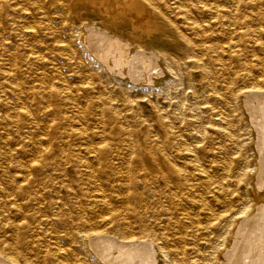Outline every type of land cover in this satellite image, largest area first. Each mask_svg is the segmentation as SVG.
Masks as SVG:
<instances>
[{
    "label": "rangeland",
    "instance_id": "1",
    "mask_svg": "<svg viewBox=\"0 0 264 264\" xmlns=\"http://www.w3.org/2000/svg\"><path fill=\"white\" fill-rule=\"evenodd\" d=\"M6 1L11 6L10 13L12 8L23 11L21 14L12 12V16L0 21V151L10 153L7 158L0 157V177L5 179L7 175L15 173V163L32 162L40 172H36L37 181L30 188L39 193L37 200H30L32 209L37 211L36 218L24 220L13 211L0 214V253L9 244H16L23 248L18 258L19 264H64L68 260L56 256L61 249L70 253L69 262L72 264H106L96 251L109 245L108 225L100 223L97 226L99 233L92 234L89 224L102 213L111 216L120 213L121 219L117 222L120 227H131L137 233L146 227L156 234L157 244L163 249V252L155 250L158 264H170L173 254H178L179 261L172 264H264V200L259 204L263 210L257 205L254 207L257 211L251 212L253 215L241 218L227 249L220 236L222 233H213L207 227L208 215L226 210L236 213L247 205L252 206L256 193L264 194V143L259 146L256 129L250 127L252 119L246 108V105L255 104L252 94L259 88L254 82L264 79V72L258 68L259 62L264 61V0H245L241 3L238 0L152 1L156 9L184 35L209 49L205 51L206 67L193 65L191 57L175 44L172 35L159 31L150 35L145 31L134 30L125 22L118 23L119 30H123V35L119 37L125 43L129 40L128 36L133 34L139 44L149 48H164L176 59L174 64L168 66L163 60L154 58L152 62L157 65L146 73L148 80L142 78L145 81L133 78L136 72L132 74L129 70L133 62L129 59L125 61L122 56L130 58L133 54L129 55L128 48H123L124 42L120 39L115 40L123 45H115V40L114 43L111 38L112 32L107 31L108 28L114 31V25L100 11L83 9L78 21L74 18L75 11L68 5L70 0H61L63 3L59 7L55 0ZM81 6L79 8H84ZM203 7L234 10L232 14L223 13L217 17L204 13ZM23 19L28 20L26 23L18 21ZM195 19L203 26V38L200 37L202 31L191 28L190 22ZM29 20L38 29L41 28L35 36L29 34ZM98 28L101 31L99 33ZM240 31L253 33L242 38L239 37ZM91 34L105 36V40L112 39L113 45L117 46L113 48L111 56L105 53L107 57L103 53L104 49H101L102 58L107 59L106 66L102 64V58L99 59L96 49L94 51V48L83 42L89 35L92 37ZM21 36H25L23 40ZM230 43H239L235 46L239 53L238 60L230 57L227 51ZM118 47L124 49L123 52L117 50ZM117 53L122 55L117 56ZM35 56H42L43 60L38 61ZM223 62L227 64L226 68L219 65ZM107 66L112 67L113 72ZM38 71L43 77L39 76ZM13 73L18 81L12 79ZM238 75H243L245 79L228 88L227 80ZM15 81L20 86H15ZM240 90L245 92L242 103L233 98L234 92ZM50 91V102H42L39 93ZM66 92H69V98L63 96ZM238 104L243 105L247 120L235 113L234 108ZM48 105L50 110L62 111L54 122L45 111ZM21 109L28 110L30 114L22 122L23 125L5 119ZM80 110L84 116H81ZM160 116L170 124V132L177 143L170 145L166 151L172 161L180 166L177 173L168 168L165 175L139 169L127 171L121 164L118 173L113 175L106 172L99 162L94 166L95 169L97 166V171L90 172V168L78 161L81 146L79 138H65L64 129L56 125L66 122L77 129L83 122L90 137L83 140L82 144L110 141L108 136L115 130L113 121L131 130L135 138L147 133L155 143H159ZM36 117L38 119H34ZM225 118L227 122H221ZM108 123L112 124L113 129ZM101 126L105 127L103 137L95 133ZM223 126L227 131L234 130L237 137L232 138L223 133ZM93 131L95 135L91 136ZM122 142V151L130 153L127 139L124 138ZM35 144L42 148V152L34 151ZM191 144L197 146L195 153L187 149ZM162 156L159 154L158 158L162 160ZM124 175L131 176L132 181L128 183ZM99 191L106 192L108 196L107 210L99 207L96 197ZM10 223L20 226L11 230ZM55 231L60 232L59 240L53 238ZM104 233L108 235L106 238ZM87 234L89 236L86 237ZM16 235L19 241H16ZM92 238V243H87ZM116 252L114 250L111 254L116 255ZM49 253L56 258H48ZM218 253H222L219 258Z\"/></svg>",
    "mask_w": 264,
    "mask_h": 264
},
{
    "label": "bare ground",
    "instance_id": "2",
    "mask_svg": "<svg viewBox=\"0 0 264 264\" xmlns=\"http://www.w3.org/2000/svg\"><path fill=\"white\" fill-rule=\"evenodd\" d=\"M21 1V0H20ZM40 1V0H39ZM153 0H70V3L68 4L74 11H75V15L74 18L76 20L79 21L80 19V13H82L83 9H96L98 11H100L101 13H103L105 15V17L108 19V22L112 25H114V31L108 30L112 32V39L113 42L114 40L120 39L121 42L123 39H121L119 36L123 35L122 32L123 30H119L118 28V23L121 22H125L126 24H128L131 28L138 29L141 31H145L148 34L151 35V33L155 32V31H159L161 34H166V35H172V39L174 40L175 44L177 43V45H179L180 47H182L184 53L188 56H190L191 58V63L193 65L196 66H200V67H206L208 66L207 62L205 61V51L208 49L205 45H201V43L196 44L192 38H189L188 36L184 35L173 23L170 22V20L163 14L161 13L159 10L156 9V7L154 6ZM171 1V0H170ZM241 1H245V0H238V3H241ZM56 5H60L63 3V1L61 2V0H55ZM38 4V3H37ZM51 4V3H50ZM178 4V3H177ZM18 5V4H17ZM26 5V4H25ZM40 5V4H39ZM82 5L84 8H79V6ZM42 6V5H41ZM53 6V5H52ZM81 6V7H82ZM10 4L6 1V0H0V13L1 14V19L0 21L6 20L8 18V16H10L13 12V14H21L22 13V9H17V8H12L11 9V13L9 12V8H10ZM59 7V6H58ZM42 8V7H41ZM28 9V8H27ZM26 9V10H27ZM81 9V10H80ZM29 10V9H28ZM203 12L206 14H213L217 17L221 16L220 14L223 15H228V14H232V11L234 9H219V8H207V7H203L202 8ZM256 10V9H255ZM57 11V9H56ZM48 12V11H47ZM61 13V12H60ZM187 13V12H186ZM182 15V13H181ZM12 16V15H11ZM43 16V15H42ZM38 17V16H37ZM45 17V16H44ZM15 18V17H13ZM34 18V17H33ZM43 18V17H42ZM49 18V17H48ZM62 18V17H61ZM190 18V17H189ZM195 18V17H194ZM31 19V16H30ZM45 19V18H44ZM188 19V18H187ZM12 20V19H11ZM28 19H23V20H18V21H22V23H26ZM41 20V19H40ZM46 20V19H45ZM57 20V19H56ZM197 21H199L198 19L192 20L190 22L191 28L193 29H197L202 31L200 33V37L203 38V34H204V30L202 29L203 26L198 23ZM222 21V20H221ZM13 22V21H12ZM19 22V23H20ZM47 22V21H46ZM53 22V21H52ZM63 22V21H62ZM234 22V19H233ZM88 23V22H85ZM232 23V22H231ZM237 23V22H236ZM17 24V23H16ZM15 24V25H16ZM61 24V23H60ZM64 24V23H63ZM18 25V24H17ZM27 25V24H26ZM39 25V23H38ZM62 25V24H61ZM84 25V23H83ZM234 25V24H233ZM43 26V25H42ZM59 26V25H58ZM57 26V27H58ZM81 26V25H80ZM26 27V26H25ZM29 34L31 33V35L35 36L39 31V29L41 30V28H37V26L35 24H31L30 20H29ZM41 27V24H40ZM49 27V26H48ZM52 27V26H51ZM79 27V25H78ZM208 27V26H207ZM46 28V27H45ZM84 28V27H83ZM101 28V27H100ZM100 28L98 33L101 32ZM2 29V28H1ZM50 29V28H49ZM22 30V29H21ZM46 30V29H45ZM78 31V30H77ZM95 31V30H94ZM97 31V30H96ZM17 32V30H16ZM79 32V31H78ZM102 32H104V29H102ZM115 34H114V33ZM42 33V32H41ZM81 33V32H80ZM93 33V32H92ZM95 33V32H94ZM106 33V32H105ZM103 33V34H105ZM253 32L250 31H240V36L242 38H245L249 35H251ZM102 34V33H101ZM107 34V33H106ZM105 34V36H106ZM3 35V33H2ZM25 35V34H24ZM27 35V34H26ZM42 35V34H41ZM44 35V34H43ZM42 35V36H43ZM46 35V34H45ZM55 35V34H54ZM84 35V34H83ZM92 35V34H91ZM95 35V34H93ZM89 37L88 39L84 38L83 36V42L88 44V46H90V48H94L93 50L95 51L96 49V53L98 54L99 59L102 58L103 53H110L109 55L111 56V52L114 51L113 48H116L115 45H121V42H116L115 45H113L112 39L110 40L109 38L107 40H105V36L103 37L101 36H93ZM100 35V34H99ZM6 36V35H5ZM3 37V36H2ZM1 37V38H2ZM25 37V36H24ZM23 37V38H24ZM58 37V36H57ZM124 37V36H122ZM135 35L130 34L128 36L129 40H126V43L124 42L123 48L126 49L130 52V54H133L132 56H129L130 58H127L126 55H122V54H118L117 56H123V59L126 61L127 59L131 60L132 65H130L131 69H129V67H127L129 70H131L132 72L130 73H134V71L136 72L135 74L138 75H132L134 79H138V80H142V78L147 79L146 76L149 72V70H153L156 67V63H153L152 61H154V58H158L161 59V61L163 60L166 65L170 66V64H174L176 59L174 60L171 55L170 52H168L167 50H165L164 48L161 47H150L149 46H143L141 44L138 43L137 40L134 39ZM22 38V36L20 37ZM22 38V40H23ZM54 38V37H53ZM35 39V38H34ZM55 39V38H54ZM104 39V40H103ZM25 40V39H24ZM86 40H88V42H86ZM118 40V41H120ZM27 41L25 40V43ZM29 42V41H28ZM50 42V41H49ZM79 42V41H78ZM114 42V43H115ZM23 44V43H22ZM28 44V43H27ZM69 44V43H68ZM121 45V46H122ZM239 45V43H230L228 45V49L227 51H229L230 53V57H235V60H238V49L235 48V46ZM23 46V45H22ZM120 46V47H121ZM152 46V45H151ZM120 47H118L120 51ZM221 47V46H220ZM219 47V48H220ZM73 48V47H72ZM104 49L103 53L101 52V49ZM234 48V49H233ZM8 49V48H7ZM41 49V48H40ZM124 49H121V51L123 52ZM226 50L225 48H221ZM236 49V50H235ZM11 50V49H10ZM71 50V49H70ZM116 50V52H117ZM209 50V49H208ZM42 51V50H40ZM93 51V52H94ZM118 51V52H119ZM126 51V50H125ZM143 51V52H142ZM182 51V52H183ZM212 51V50H211ZM210 51V52H211ZM22 52V51H21ZM27 52V51H26ZM51 52V51H50ZM35 53V52H34ZM90 53V52H89ZM180 53V52H179ZM26 54V53H25ZM30 54V53H29ZM43 54V53H41ZM105 54V56L107 55ZM126 54V53H124ZM31 55V54H30ZM108 56V55H107ZM106 56V57H107ZM109 56V57H110ZM114 57V54L112 55ZM31 57V56H30ZM73 57V56H72ZM97 57V56H96ZM108 57V58H109ZM111 58V61L114 58ZM7 58V57H6ZM35 58L39 61L43 60L42 56H35ZM32 59V58H31ZM103 59V58H102ZM100 59L101 61H103L102 64H104V66H106L105 64L107 63V59ZM118 59V58H117ZM154 59V60H153ZM120 60V59H119ZM123 60V61H124ZM27 61V60H26ZM109 61V59H108ZM114 61V60H113ZM46 62V61H45ZM110 62V61H109ZM121 62V61H120ZM119 62V63H120ZM41 63V62H40ZM48 63V62H47ZM114 63V62H112ZM129 63V62H127ZM72 64V63H71ZM122 64V62H121ZM120 64V65H121ZM125 64V63H124ZM164 64V63H163ZM29 65V64H28ZM39 65V64H38ZM113 65V64H112ZM123 65V64H122ZM128 65V64H127ZM192 65V66H193ZM219 65L222 68H226L227 64L226 63H219ZM259 70L264 72V61H260L259 62ZM111 66V65H108ZM107 66V67H108ZM124 66V65H123ZM60 67V66H58ZM5 68V67H4ZM15 68V67H14ZM42 68V67H41ZM104 68V67H103ZM125 68V67H124ZM126 68V69H127ZM166 68V67H165ZM195 68V67H194ZM29 69V68H28ZM44 69V68H43ZM42 69V70H43ZM47 69V68H46ZM59 69V68H58ZM108 69H111V71L113 70L112 67ZM133 69V70H132ZM3 70V69H2ZM37 70V69H36ZM123 70V69H122ZM169 70V69H168ZM30 71V70H29ZM62 71V70H61ZM110 71V72H111ZM117 71V70H116ZM114 71V72H116ZM8 72V71H7ZM18 72V71H17ZM31 72V71H30ZM39 72V71H38ZM89 72V71H88ZM113 72V71H112ZM120 72V71H119ZM160 72V70H159ZM16 73V72H15ZM47 73V72H46ZM64 73V72H63ZM122 73V72H121ZM144 73V74H143ZM40 74V72H39ZM117 74V73H115ZM123 74V73H122ZM159 74V73H158ZM163 74V73H162ZM63 75V74H62ZM119 75V74H118ZM121 75V74H120ZM124 75V74H123ZM126 75V74H125ZM143 75V76H142ZM153 75V74H151ZM2 76V75H1ZM12 79L15 78V80H17L18 78L16 77V75L13 73L12 74ZM41 76V74L39 75ZM51 76V75H50ZM64 76V75H63ZM203 76V75H202ZM43 77V76H41ZM55 77V75H54ZM65 77V76H64ZM92 77V76H91ZM127 77V75H126ZM131 77V76H130ZM56 78V77H55ZM62 78V77H61ZM213 78V77H212ZM2 79V78H1ZM126 79V78H124ZM131 79V78H130ZM208 79V78H207ZM245 77L243 75H238L237 77H231L230 79L227 80V84H228V88H232L233 85H235L234 83L239 81V80H244ZM127 80V79H126ZM148 80V79H147ZM150 80V78H149ZM2 81V80H1ZM18 81V80H17ZM15 81V83L17 82ZM41 81V80H40ZM55 81V80H54ZM95 81V80H94ZM145 81V80H142ZM38 82V79H37ZM64 82V81H63ZM135 82V81H133ZM138 81H136L137 83ZM150 82V81H149ZM19 82H17V85L15 86H20L18 84ZM56 83V82H55ZM142 83V82H141ZM140 83V84H141ZM145 83V82H144ZM153 83V82H152ZM257 84V88H259V91H255L252 96L255 97L254 102L255 104H251L250 105H246V108L249 110V113L251 115V125L250 127H252L253 129H256V134H257V141H259V146H261V144L264 143V79L263 80H258L256 82H254ZM33 84V83H31ZM38 84V83H37ZM132 84V83H131ZM147 84V83H146ZM59 85V84H58ZM67 85V84H66ZM13 86V85H12ZM14 86V87H15ZM46 89V88H45ZM50 89V88H49ZM4 90V89H3ZM8 90V89H7ZM68 90V89H67ZM200 90V89H199ZM212 90V88H211ZM5 92V91H4ZM11 92V91H10ZM36 92V91H35ZM38 92V89H37ZM252 92V91H251ZM23 93V90H22ZM51 93H39L41 101L42 102H47L49 99L48 96H51ZM245 92H243V90L234 92L233 98L235 101L242 103V97L243 94ZM18 94V93H17ZM74 94V93H73ZM57 95V93L55 94ZM96 95V94H95ZM17 96V95H16ZM65 98H69V92H66L63 95ZM223 96V95H222ZM249 96V95H248ZM100 97V95H99ZM95 98V97H94ZM250 98V97H249ZM76 99V98H75ZM18 100V99H17ZM60 100L61 97H60ZM100 101V99H99ZM19 102V101H18ZM50 102V100H49ZM98 102V101H97ZM109 102V101H108ZM21 103V102H20ZM244 103V102H243ZM248 103V102H247ZM19 104V103H18ZM53 104V103H52ZM64 104V101H63ZM14 105V104H13ZM79 105V104H78ZM75 106V105H74ZM108 106V105H107ZM46 106L45 111L47 113L48 116L51 117V121L54 122L55 120L58 119L59 116V112H62L61 109L59 111H55V110H50V108ZM60 107H61V103H60ZM82 107V106H80ZM102 107V106H101ZM115 107V106H114ZM79 108V107H78ZM88 108V107H87ZM110 108V107H108ZM9 109V108H8ZM107 109V107H106ZM114 109V108H113ZM4 110V109H3ZM30 110V108H29ZM86 110V109H85ZM235 113L238 114L240 116L241 119H246V111L244 112V108L242 104H238L237 106H235L234 108ZM233 110V111H234ZM89 112V110H87ZM92 111V109L90 110ZM100 111V110H99ZM106 110H104L105 112ZM81 113V116L83 115V112H81V110L79 111ZM247 113V114H249ZM106 114V113H105ZM104 114V115H105ZM114 115H116L113 112ZM112 114V115H113ZM30 115L29 111L26 109H21L19 110L17 113L13 114V115H8L5 117V119L8 122H14V123H22L25 122L26 117ZM64 115V114H61ZM90 115V114H89ZM66 116V115H64ZM63 116V117H64ZM224 116V114H223ZM38 117V116H37ZM34 118V119H38V118ZM79 118H81L80 116H78ZM111 117V116H110ZM113 117V116H112ZM230 117V116H229ZM108 120V118H106ZM62 120H64V118H62ZM122 120V119H121ZM159 125L161 127V139L159 141V143H155L154 140H152L147 133H144L142 135L141 138H135L131 133L132 131L129 129H125L123 127H121L120 125H117V123L115 121H113V125L115 126V130L114 133L111 136H108V138L110 139V141H107L105 143H99V144H93V143H88L86 142L85 144H82L83 140H87L90 137V133H88L86 130V126L85 124L82 122L81 123V127L79 128H73L71 126H68L66 122L62 123H57V126H60L62 129H64L63 134L65 135V138L68 137H77L79 138V141H81V146H80V152H79V157H78V161L81 165H85L86 167L90 168V172L95 173L97 171V166L95 169V165L99 162L100 164L103 165L102 168H104V170L106 172H108L109 174H117L118 173V167L119 165L123 164L125 166V168L127 169V171L129 169L132 170H143L144 172H148V173H153V172H160L163 175L166 174L167 172V168L169 170H171L173 173H177L180 170V166L178 167L176 165L177 162L172 161V159L169 157L167 148L173 144V146L175 145L176 141H174V138L172 136V133L170 132V124L167 123V121L160 116L159 117ZM233 120V119H232ZM98 121V120H97ZM106 121V120H105ZM111 121V120H110ZM109 121V123H110ZM226 121V118L221 121L224 122ZM85 122V121H84ZM227 122V121H226ZM230 122V121H229ZM27 123V122H26ZM49 123V122H48ZM90 123V122H89ZM98 123V122H97ZM103 123V122H102ZM106 123V122H105ZM108 123V124H109ZM28 124V123H27ZM107 124V123H106ZM231 124V123H230ZM23 125V123H22ZM29 125V124H28ZM27 125V126H28ZM112 124H109V126L111 127ZM108 126V125H107ZM249 126V125H248ZM44 127V126H43ZM68 127V128H67ZM109 127V129H110ZM233 127V125L231 126ZM5 128V127H4ZM112 128V127H111ZM223 128V133L229 135L232 138H235L237 136H235V132L234 130L232 131H227L224 126ZM32 129V127H31ZM90 129V128H89ZM107 129V128H106ZM113 129V128H112ZM201 129V128H200ZM233 129V128H232ZM46 130V129H45ZM180 130V129H179ZM6 131V130H5ZM129 131V132H128ZM9 132V131H8ZM30 132V131H29ZM98 135H101L102 137L105 135V127L101 126L99 128V130H97L95 132ZM154 133V132H153ZM2 134V133H1ZM46 134V133H45ZM62 134V135H63ZM107 134V133H106ZM202 134V133H201ZM5 135V134H4ZM29 135V134H28ZM38 135V134H37ZM95 135L94 131L93 134L91 136ZM138 135V134H137ZM256 136V135H255ZM184 137V136H183ZM31 138V137H30ZM29 138V139H30ZM40 138V137H39ZM107 138V139H108ZM126 138L128 141V145L130 147L131 152L127 153V152H123L121 149L122 146V141L123 139ZM2 139V138H1ZM179 139V138H178ZM196 139V138H195ZM3 140V139H2ZM5 140V139H4ZM103 140V139H102ZM187 140V139H186ZM199 140V139H198ZM237 140V139H236ZM51 141V140H50ZM74 141V140H73ZM191 141V140H190ZM256 141V139H255ZM76 142V141H75ZM186 142V141H185ZM193 142V141H192ZM196 142V141H195ZM199 142V141H198ZM233 142V141H232ZM48 144V143H47ZM64 144V143H63ZM177 144V143H176ZM187 144V143H186ZM238 144V143H237ZM242 145V144H241ZM64 146V145H63ZM263 146V145H262ZM4 147V146H3ZM177 147V146H176ZM264 147V146H263ZM262 147V148H263ZM9 148V147H8ZM180 148V147H179ZM241 148V146H240ZM33 149L35 152L39 153L42 152V148H40L39 146H37V144H35L33 146ZM188 151L191 153H195L197 151V146L194 144H191L190 146L187 147ZM78 151V150H77ZM28 152V151H27ZM13 153H15V151H13ZM9 152L6 151H0V157H4L7 158L9 157ZM16 154V153H15ZM159 154H163L162 156V160H160L158 158ZM180 155V154H179ZM182 155V154H181ZM198 155V154H196ZM184 156V155H183ZM189 156V155H187ZM62 157V156H61ZM177 158V157H176ZM183 158V157H182ZM186 159V158H185ZM183 159V160H185ZM58 160V159H57ZM31 161V160H30ZM35 161V160H34ZM227 161V160H226ZM44 162V161H43ZM2 163V162H1ZM57 163V162H56ZM199 162V166H200ZM263 164V162H262ZM77 165V164H76ZM4 166V164H3ZM203 166V165H202ZM13 167L15 168L16 172L13 174H9L7 175V177L5 179H3V177H0V214H4L5 212H16L18 213L22 218H24V220H30V219H34L36 218L37 214L35 211V209H32V205L30 203V200H37L39 198V193L37 191H33L32 189H30L32 187V184L34 182L37 181L36 179V172H40V170L36 167L33 166L32 162H26V163H15V165H13ZM82 167V166H81ZM172 167V169H171ZM55 168V167H54ZM264 168V167H263ZM64 170V169H63ZM47 171V170H46ZM120 172V171H119ZM47 173V172H46ZM122 173V171L120 172ZM67 174V173H66ZM101 174V173H100ZM210 174V173H209ZM107 175V174H105ZM210 176V175H209ZM64 177V176H63ZM106 177V176H105ZM225 177V176H224ZM261 177V176H260ZM124 178L127 179L128 183H130L132 181V177L129 175H124ZM205 178V177H203ZM113 180V179H112ZM97 181V179H96ZM108 181V180H107ZM111 182V181H110ZM109 183V182H108ZM113 183V182H111ZM100 184V183H99ZM102 185V184H101ZM72 186V185H71ZM104 186V185H103ZM119 186V185H118ZM120 187V186H119ZM172 187V186H171ZM200 187V186H199ZM101 188V187H100ZM104 188V187H103ZM105 189V188H104ZM129 189V188H127ZM107 190V188H106ZM175 191V190H174ZM62 192V191H61ZM79 192V191H78ZM124 192V191H123ZM201 192V191H200ZM254 192V191H252ZM80 193V192H79ZM116 193V192H115ZM202 193V192H201ZM117 194V193H116ZM81 195V194H80ZM185 195V194H184ZM254 195V194H253ZM80 197V196H79ZM78 197V198H79ZM86 197V196H85ZM98 197V202L99 207L107 210L109 208V200H108V196L106 194V192L103 191H99L97 192V196ZM255 200H254V204L252 206L247 205L244 208L240 209L239 211H237L236 213H233L232 210H226L223 211L221 213L218 214H210L208 215V228L213 232V233H219L222 235L223 240H224V244H225V248L226 246L229 244L230 242V237L233 233L234 235V230L236 228H238V223L240 222V220H242L241 218L244 216V218H246V216L252 214L254 212V207L255 206H259L260 202L262 203V201L264 200V194H255ZM80 199V198H79ZM77 200V199H76ZM207 200V199H206ZM60 201V200H59ZM80 201V200H79ZM84 201V200H82ZM183 201V200H182ZM119 203V202H118ZM185 203V202H184ZM83 204V203H82ZM125 204V203H124ZM187 205V204H186ZM261 205V204H260ZM58 206V205H57ZM184 206V205H183ZM250 206V207H249ZM257 206V207H258ZM83 207V206H82ZM89 207V206H88ZM260 209H262L263 207L259 206ZM85 209V207L83 208ZM195 209V208H194ZM258 209V208H257ZM209 210V209H208ZM263 210V209H262ZM110 211V210H109ZM126 211V210H125ZM257 211V210H256ZM44 212V211H43ZM71 212V211H69ZM252 212V213H251ZM127 213V211L125 212ZM256 213V212H255ZM71 214V213H70ZM107 214V213H106ZM112 214V213H111ZM121 214H112L111 215H105L104 213L100 214L99 218L96 219L94 218L93 221L89 224L90 226V232L92 234H98L99 231H97V226H100V223H104V225H108L107 228V232L110 234V238H108L109 240V245L105 246L104 248H102V250L100 251H96L98 254H100L103 257V260L105 261L106 264H158L157 260H156V251L159 252H163V249L161 248L162 246H159L157 244V236L155 233H153L151 230L147 229L146 227H143L142 229H140V232H136L133 228L131 227H127V228H123L120 227L118 225L117 222H119V219H121ZM128 215V214H127ZM253 215V214H252ZM259 216V214H258ZM261 216V215H260ZM62 217V215H61ZM65 217V216H64ZM261 219V218H260ZM249 220V219H248ZM245 220V221H248ZM257 220V218H256ZM259 220V219H258ZM2 221V220H1ZM23 222V221H22ZM26 222V221H25ZM24 222V223H25ZM79 222V221H78ZM250 222V221H249ZM261 222V221H260ZM247 223V222H246ZM254 223V222H253ZM252 223V224H253ZM256 223V221H255ZM186 224V223H185ZM192 224V223H189ZM0 225H2V223H0ZM20 226V224H16V223H10L9 227L11 228V230H16L18 229V227ZM245 225V224H244ZM251 225V224H250ZM259 225V224H258ZM56 229V228H55ZM68 230V229H67ZM106 230V229H105ZM104 230V232H105ZM165 230V229H164ZM203 231V230H202ZM243 231V230H242ZM249 232V231H247ZM15 233V232H14ZM190 233V232H189ZM236 233V231H235ZM238 234V233H237ZM105 238L106 235L105 234ZM14 236V235H13ZM86 237L89 236V234L85 235ZM100 236V235H99ZM103 236V235H102ZM101 236V237H102ZM108 236V235H107ZM55 239L59 240L61 238L60 232L59 231H55L54 237ZM96 238V237H95ZM192 238V237H191ZM236 238V237H235ZM259 238V237H258ZM16 241H19L20 238L18 235L15 236ZM102 239V238H101ZM116 239L119 240L116 242ZM244 239V238H243ZM255 239V238H254ZM237 240V239H236ZM246 240V239H245ZM93 238L90 240H87V243H92ZM28 242V241H27ZM115 242V243H114ZM234 243V242H233ZM251 243V242H250ZM97 244V243H96ZM99 244V243H98ZM175 244V243H174ZM239 244V243H238ZM256 244V243H255ZM103 246V245H102ZM232 246V245H231ZM220 247V246H219ZM235 247V246H234ZM65 248V247H64ZM180 248V247H179ZM22 246L17 247L16 244H9L8 246H6L4 248L3 253H0V264H19L18 262V258L19 255L21 254V250H22ZM95 250V248H93ZM92 249V251H93ZM227 249V248H226ZM237 249V247H236ZM25 250V249H24ZM117 250L118 253L116 255H112L111 252ZM66 250H58V252L56 253L57 257H60L61 259L65 258L66 259V263L64 264H72L71 262H69V258H70V253L69 252H63ZM201 251V250H200ZM223 251V250H222ZM235 252V251H234ZM249 252V251H248ZM247 252V253H248ZM202 253V252H201ZM94 254V253H93ZM115 254V253H114ZM170 254V253H169ZM234 254V253H233ZM256 254V253H255ZM99 255V256H100ZM204 255V254H201ZM221 254H217V258L220 257ZM56 256L51 253L48 254V258H56ZM192 256V255H191ZM197 256V255H196ZM246 256V255H245ZM171 261L170 264L176 263L177 261H179L178 259V254H173L171 255ZM2 258L4 260H2ZM46 258V256H45ZM59 258V259H60ZM182 258V257H181ZM226 258V257H225ZM89 259V258H88ZM211 259V258H210ZM204 261V260H203ZM169 262V261H168ZM216 262V261H215ZM221 262V261H220ZM239 262V261H237ZM264 262V261H263ZM250 263V262H249ZM199 264H203L202 262H199ZM262 264V263H261Z\"/></svg>",
    "mask_w": 264,
    "mask_h": 264
}]
</instances>
